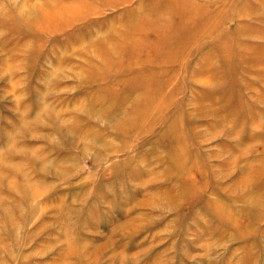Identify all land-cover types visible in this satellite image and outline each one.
Returning <instances> with one entry per match:
<instances>
[{
	"label": "rangeland",
	"instance_id": "374dc122",
	"mask_svg": "<svg viewBox=\"0 0 264 264\" xmlns=\"http://www.w3.org/2000/svg\"><path fill=\"white\" fill-rule=\"evenodd\" d=\"M0 264H264V0H0Z\"/></svg>",
	"mask_w": 264,
	"mask_h": 264
}]
</instances>
